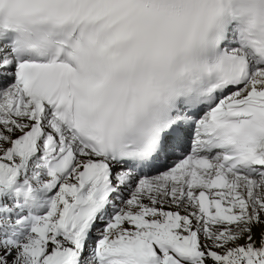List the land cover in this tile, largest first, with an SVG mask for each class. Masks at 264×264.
<instances>
[{
  "label": "snow or ice",
  "instance_id": "snow-or-ice-1",
  "mask_svg": "<svg viewBox=\"0 0 264 264\" xmlns=\"http://www.w3.org/2000/svg\"><path fill=\"white\" fill-rule=\"evenodd\" d=\"M0 264H264V0H0Z\"/></svg>",
  "mask_w": 264,
  "mask_h": 264
}]
</instances>
